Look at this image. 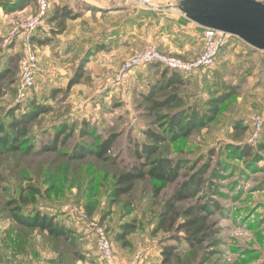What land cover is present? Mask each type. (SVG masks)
<instances>
[{"label": "rangeland", "instance_id": "1", "mask_svg": "<svg viewBox=\"0 0 264 264\" xmlns=\"http://www.w3.org/2000/svg\"><path fill=\"white\" fill-rule=\"evenodd\" d=\"M55 8L49 7L47 17L31 34L15 26L31 16L11 18L10 30L1 39L0 71L10 67L13 73L0 94V127L11 133L8 123L13 116L19 117L31 101L46 104L51 110L32 124L29 134L16 144L17 149L0 147V264H109L99 257L95 235L89 227L92 221L106 231L114 257L127 256L128 264L137 250H142L143 264L158 263L161 246L170 235L154 232L159 212L185 175L193 174L207 161L212 169L224 168L222 179L211 178L210 171L203 192L194 200L179 202L177 208L182 211L198 202L217 204L208 212L213 234L206 243L193 249L182 242L185 247L177 250L170 264H264V149H259L264 144V132L252 142L250 123L253 116L264 112V51H255L233 36L220 49L213 66L183 75L187 85L182 92L189 103L201 106L209 97L220 95L228 85L235 86V95L205 128L187 138L161 144L157 157L180 159L186 166L178 183L165 185L154 197L155 187H160L158 182L137 181L129 195L115 202L110 196L114 178L135 162L133 144L151 142L144 132L147 129L160 132L156 119L168 112L151 114L141 97L159 77L163 66H138L126 80L115 83L120 65L148 45H155L159 52L182 61H193L203 52L204 40L199 54L184 59L148 40L149 28L144 23L136 29L139 34L132 36L136 37V44L145 45L127 55L120 46L133 29L123 12L115 10L110 15L101 12L91 20L93 31L80 37L74 33L71 9L65 10L70 18L54 19L49 15L55 13ZM137 17L150 16L139 12ZM85 24L88 21L82 22V27ZM28 49L37 56L36 74L28 96L20 99L19 63ZM82 62L84 76L67 89ZM15 106L19 109L12 112ZM62 123L74 131L73 137L56 150H44ZM84 125L95 131L94 139H81L79 130ZM3 134L0 130V135ZM111 134L116 135V143L107 156L115 159V163L92 155L75 161L68 157L78 144L97 145ZM246 144L259 155L257 161L253 157L236 158L227 149L228 145ZM33 189L38 190L36 195ZM19 195L29 201L23 206L25 211L37 209L53 215L56 222L73 232V240L53 239L37 229L17 226L8 216L7 203L14 200L17 204ZM130 222L137 224L136 231L128 236L131 245L123 247L114 236L122 223ZM78 253L83 260L76 259Z\"/></svg>", "mask_w": 264, "mask_h": 264}, {"label": "trees", "instance_id": "2", "mask_svg": "<svg viewBox=\"0 0 264 264\" xmlns=\"http://www.w3.org/2000/svg\"><path fill=\"white\" fill-rule=\"evenodd\" d=\"M12 1L11 4H4V7L9 5L7 7V11L9 12L21 10L31 1L36 2V0ZM65 10L64 7L55 8V13L52 17L55 19L59 14V17L62 18L69 17ZM33 41L41 43L37 39ZM252 49L258 51L254 48ZM149 65L153 68L162 66L158 63H150ZM163 67L164 69L160 72L159 77L150 83L146 93L141 94L151 114L162 112V110L168 111L162 115H158L156 119V123L161 127V131L156 132L147 129L144 135L151 142H135L133 144L132 155L135 156L136 160L127 169L115 176L110 193L112 201L117 202L120 197L129 195L135 188L137 181L150 179L158 182L160 187H155L154 197L158 196L161 188L165 185L178 183L179 178L183 176L186 166L180 159L174 161L167 157H157L161 144L167 141L176 142L180 138H187L195 131L205 128L219 116L221 106L235 95V86L228 85L220 92V95L209 97L201 106L197 102L189 103L187 96L182 92V89L187 85V81L183 77L184 74L176 69ZM76 69L74 75L67 83V89H71L73 85L81 81L85 74L84 62L80 63ZM12 73L13 71L10 67L0 71V94H3L5 81ZM12 109V112H14L15 109H19V106H15ZM50 110V107L46 104L40 105L31 101L19 117L13 116L11 122L8 123L7 128L11 133L0 127V130L4 131V134L0 135V147L7 150L17 149L18 146L16 144L29 134L32 124ZM57 129L48 145L44 147V150H56L60 144L66 145L67 141L74 135V131L68 129L67 125L63 123ZM79 136L82 140L94 139L96 133L89 126L84 125L79 130ZM115 143L116 135L111 134L97 145H92V143L78 144L68 157L75 161L84 160L89 155H92L102 161L115 163V159L107 156V153L113 148ZM227 149L236 158L253 157L254 161L259 159V155L253 151V147L247 144L228 145ZM259 149H264V144H260ZM210 153H213V151L210 150ZM196 169L193 174L185 175V179L179 182L178 187L169 199L165 201L162 210L159 212L154 232L162 231L170 235L165 240L166 244L161 246L160 262L152 264H170L176 256L177 250L185 247L182 245V242L186 243L188 248L193 249L206 243L213 234V227H211L212 224L209 221L208 212L209 208H213L217 204L208 206L198 202L182 211H179L177 208L179 202L194 200L199 193L203 192L207 181L205 177L210 171L212 172L211 178L222 179L223 174L221 172L224 168L212 169L210 161H207V163ZM37 192V189H33V195H36ZM28 203L29 201L21 195H19V202L17 204L14 200L7 203L10 208L8 216L17 226L19 225L28 230L37 229L40 232H45L53 239L73 240V232L63 224L56 222L53 215L37 209L25 211L23 206L28 205ZM136 227L137 224L135 222L122 223L119 228L120 231L114 236V240L123 247H129L131 244L129 243L128 236L136 231ZM169 240L173 241L174 244L168 243L167 241ZM75 256L77 260H83L84 258L79 253Z\"/></svg>", "mask_w": 264, "mask_h": 264}, {"label": "crops", "instance_id": "3", "mask_svg": "<svg viewBox=\"0 0 264 264\" xmlns=\"http://www.w3.org/2000/svg\"><path fill=\"white\" fill-rule=\"evenodd\" d=\"M11 2L13 1L0 0V44L2 37L10 30L9 23L11 18L24 17L26 15L33 16L36 13V2L34 1H31L21 10L9 12L7 11L9 5L4 7V4H11ZM49 4L51 9L55 7L71 9L73 17L71 20L75 26L74 33L80 37L82 34L87 33L86 31H93L91 25H93L92 22L94 20L92 19L97 17L101 12L107 15L114 13L115 10L123 12L127 16V22L133 29L130 32L131 36L128 37L129 39L127 41L125 39L122 42V46H120L124 49V53H128L127 55L140 51L145 45L141 43L136 44V37L132 36L139 34V30L136 29L144 25V23L149 28L148 34L150 37H148V40L150 38V41L157 42L164 51L175 53L184 59L193 58L201 52L203 28L185 17V14L181 10L182 0L180 2H177V0H152L151 8L139 5L135 6L132 3L124 4L116 0H49ZM139 12H145L150 17L148 19L138 18L137 14ZM52 16L51 12L49 17ZM57 16L59 17L60 14ZM70 16L65 18L68 19ZM151 16H154V18ZM84 21H88V25L85 24L82 27L81 23ZM154 26L155 29L153 30ZM68 28L69 26H67ZM260 52L263 53V51ZM113 260L109 264H127L128 262L127 256H116Z\"/></svg>", "mask_w": 264, "mask_h": 264}, {"label": "built area", "instance_id": "4", "mask_svg": "<svg viewBox=\"0 0 264 264\" xmlns=\"http://www.w3.org/2000/svg\"><path fill=\"white\" fill-rule=\"evenodd\" d=\"M117 2L124 4H135L141 7H152V0H116ZM49 0H36V14L26 19L25 22L15 23L17 27H21L22 31L28 33H34L42 21L47 17L49 11ZM203 52L193 61L185 62L177 57L166 55L157 50L155 45H148L144 50L130 57V59L123 62L119 70L117 71L114 82H122L126 80L131 71L138 66H144L145 64L158 63L162 66L168 67L173 70H178L183 74H190L194 71L204 69L205 67L213 66L220 48L230 39L232 35L223 31H216L209 28L203 29ZM37 56L35 52L28 49L24 54V57L20 60V88L19 98L23 99L28 96L29 91L33 88V83L36 74ZM250 123H252L251 141H257L260 139V135L264 132V112L252 117ZM90 230L95 235V243L97 246L98 254L101 260L105 262H113L114 254L113 247L110 243L106 231L99 225V223L93 222L89 225ZM144 252L137 250L132 257V260L128 264H143Z\"/></svg>", "mask_w": 264, "mask_h": 264}, {"label": "water", "instance_id": "5", "mask_svg": "<svg viewBox=\"0 0 264 264\" xmlns=\"http://www.w3.org/2000/svg\"><path fill=\"white\" fill-rule=\"evenodd\" d=\"M182 12L200 27L236 36L264 51V2L258 0H185Z\"/></svg>", "mask_w": 264, "mask_h": 264}]
</instances>
